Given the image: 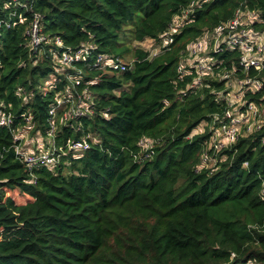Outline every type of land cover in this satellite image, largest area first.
<instances>
[{
	"label": "trees",
	"instance_id": "16d2710c",
	"mask_svg": "<svg viewBox=\"0 0 264 264\" xmlns=\"http://www.w3.org/2000/svg\"><path fill=\"white\" fill-rule=\"evenodd\" d=\"M191 1L0 0V111L12 116L0 126V264H264V124L198 169L210 133L193 131L222 115L223 83L191 88V74L176 70L186 45L239 6L255 11L252 26L264 31V0H197L158 54L130 46L160 42ZM34 14L45 41L32 48ZM84 44L93 46L87 59L60 69L55 54ZM131 52L121 72L93 66L97 55ZM215 58L244 76L237 51ZM75 69L79 84L66 76ZM247 74L264 82V64ZM68 89L92 112L63 122L62 105L53 120ZM261 94L245 98L259 103ZM24 127L52 137L32 147H52L57 163L25 165L13 140ZM141 138L152 140L151 155ZM83 139L85 150L68 149ZM16 189L24 202L7 193Z\"/></svg>",
	"mask_w": 264,
	"mask_h": 264
},
{
	"label": "built area",
	"instance_id": "2783aa9c",
	"mask_svg": "<svg viewBox=\"0 0 264 264\" xmlns=\"http://www.w3.org/2000/svg\"><path fill=\"white\" fill-rule=\"evenodd\" d=\"M196 4L197 0H192L181 10L180 14L173 16L168 29L159 42V52L161 48L173 42L174 33L194 10ZM39 17V14L33 15L27 30L29 45L32 48L45 41V36L40 33ZM255 17V11L247 12L243 11L241 6L237 7L230 19L217 24L211 31L204 32L201 36L190 41L176 66L177 73L181 77L191 74L192 79L188 84L191 88L202 87L205 85L206 78H214L223 83L222 89L216 94V99L223 102L225 108L222 115L214 114L212 116L208 129L209 139L202 147L198 169L213 167L221 150L234 144L240 135L257 130L264 124V82L262 79L250 77L247 74L250 68L260 70L264 64V31H258L252 26V19ZM55 43L58 46L62 44L59 39H55ZM92 49L91 44H84L75 51L66 48L60 54H55L54 59L60 65V69L64 70L65 66L75 68L73 64L80 60L85 61ZM225 51L238 52L237 62L239 70L244 74L243 77L237 76L236 65L227 68L215 58V54ZM127 64L118 57L105 55H97L93 61V66L97 69L119 72L125 70ZM79 73L78 70L74 73L68 71L66 76L73 83L79 84ZM249 91H262L259 103L246 100L245 94ZM72 94L77 93H72L68 89L56 98V106L49 111L53 120L58 107L64 105V102H69L67 96ZM79 94L77 95L79 96ZM77 104L80 103L77 102ZM91 109L88 104L84 105L83 102L82 106H71L66 111L64 108L61 120L68 122L71 118L83 113H91ZM11 119L10 113L0 111V126L9 125ZM25 119L29 121L28 117ZM51 125L54 126L53 121ZM20 129L15 132L13 140L17 143V154L28 168L40 164L52 166L58 162L60 155L52 147L39 146L38 150L33 147L27 148L24 145L26 134L24 131L19 132ZM138 145L148 152L146 156L153 153L152 141L149 139L141 138ZM67 146L69 150L79 153L88 147V143L83 139L70 141Z\"/></svg>",
	"mask_w": 264,
	"mask_h": 264
},
{
	"label": "rangeland",
	"instance_id": "374dc122",
	"mask_svg": "<svg viewBox=\"0 0 264 264\" xmlns=\"http://www.w3.org/2000/svg\"><path fill=\"white\" fill-rule=\"evenodd\" d=\"M130 46L132 48H140V49H143V50L147 51L149 53V57H152L153 55L155 56L156 54H158L159 53V49H160V48H158L159 42L158 41H153V40H150V39H145L142 42H133ZM183 55L181 56V58L183 57ZM121 59L125 63L126 62L127 63H132L133 62V53L132 52L128 53L125 56H123ZM66 68L67 67L65 66L64 70ZM45 85H46V83H45ZM67 98H68L69 102H64L65 111L71 106L72 107L76 106V105L77 106H80V105L82 106L83 98L81 97L80 94H79V96L77 94L68 95ZM77 102H79L80 104H77ZM208 129H209V124L206 123V122H202L200 124V126L193 131V133H201V132H203L205 130L208 131ZM20 131H24V134H26L24 138L26 139L27 143H24V145L27 148L28 147H32L33 144H35L36 141L42 142L45 146H47V145L49 146L50 144H52V140H51L52 137L51 136L43 137L42 135H39V134L33 135L31 132L28 133L27 127H24L23 129L21 128L19 130V132ZM29 137H30V139H29ZM27 139H29V140H27ZM150 141H152V140H150ZM7 193L10 194L15 199V201L17 203H22V202H24L26 200L25 196L21 195V193H19L17 191V189L16 190H12V191H8Z\"/></svg>",
	"mask_w": 264,
	"mask_h": 264
}]
</instances>
